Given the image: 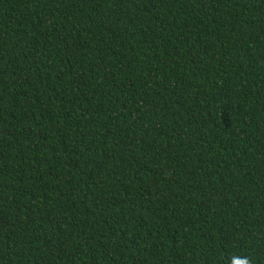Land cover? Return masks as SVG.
<instances>
[{"label": "trees", "instance_id": "1", "mask_svg": "<svg viewBox=\"0 0 264 264\" xmlns=\"http://www.w3.org/2000/svg\"><path fill=\"white\" fill-rule=\"evenodd\" d=\"M264 264V0H0V264Z\"/></svg>", "mask_w": 264, "mask_h": 264}, {"label": "clouds", "instance_id": "2", "mask_svg": "<svg viewBox=\"0 0 264 264\" xmlns=\"http://www.w3.org/2000/svg\"><path fill=\"white\" fill-rule=\"evenodd\" d=\"M231 264H249V261L246 258H240L238 256H233Z\"/></svg>", "mask_w": 264, "mask_h": 264}]
</instances>
